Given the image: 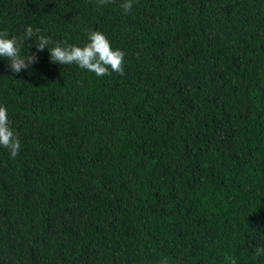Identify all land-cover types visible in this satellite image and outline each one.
I'll list each match as a JSON object with an SVG mask.
<instances>
[{"label": "trees", "instance_id": "1", "mask_svg": "<svg viewBox=\"0 0 264 264\" xmlns=\"http://www.w3.org/2000/svg\"><path fill=\"white\" fill-rule=\"evenodd\" d=\"M0 0V33L101 31L124 75L0 57V264H264V0ZM27 38L21 55L36 52Z\"/></svg>", "mask_w": 264, "mask_h": 264}, {"label": "clouds", "instance_id": "2", "mask_svg": "<svg viewBox=\"0 0 264 264\" xmlns=\"http://www.w3.org/2000/svg\"><path fill=\"white\" fill-rule=\"evenodd\" d=\"M96 2L103 6L112 3L113 0H96ZM133 3L134 0H122L121 8L126 14L132 11ZM39 33L40 29L34 30L32 26H28L24 37L19 39L15 36L8 38L7 33H0V57L8 61V67L13 73H19L37 63L38 53L47 47L53 63L76 64L81 69L95 73L96 76L108 75L110 70L124 75L125 53L120 49H113L110 41L101 31H90L88 33L89 42L82 47L62 46L57 43L51 49L48 47L52 43L51 40ZM33 37L36 42V52L21 55L20 47L24 40ZM0 146L8 149L12 158H16L21 148L18 134L9 126L7 109L4 106H0ZM255 253L257 256L264 254V247H257ZM226 259H229L231 264H237L234 258L227 257ZM159 264H168V259L162 258Z\"/></svg>", "mask_w": 264, "mask_h": 264}]
</instances>
